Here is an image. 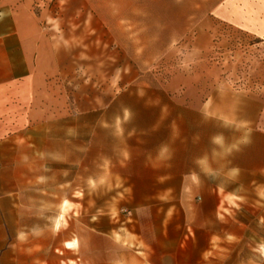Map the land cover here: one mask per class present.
<instances>
[{"label": "rangeland", "instance_id": "obj_1", "mask_svg": "<svg viewBox=\"0 0 264 264\" xmlns=\"http://www.w3.org/2000/svg\"><path fill=\"white\" fill-rule=\"evenodd\" d=\"M30 5L78 62H60L69 117L0 132V264H141L124 225L184 223L199 198L151 177L181 140L207 139L188 109L216 87L253 99V132H214L232 168L218 216L237 237L216 263L264 264V0Z\"/></svg>", "mask_w": 264, "mask_h": 264}, {"label": "crops", "instance_id": "obj_2", "mask_svg": "<svg viewBox=\"0 0 264 264\" xmlns=\"http://www.w3.org/2000/svg\"><path fill=\"white\" fill-rule=\"evenodd\" d=\"M32 1L0 0V132L6 127L45 129L71 115L62 91L60 62H78L76 52L70 49L68 57L64 56L48 27L32 12ZM85 53L84 62H93L92 53ZM227 100L230 103L226 105ZM252 105V97L216 87L195 109H188L199 125L205 126L207 139L187 144L181 140L180 153L174 158L173 150L168 152L163 173L151 180L168 182L165 190L170 195L199 199L185 201L183 224L124 225L125 243L142 246L133 254L141 264H218L229 258L222 251H229L237 237L231 224L227 229L220 224L219 182L232 168L224 167L229 162L222 165L214 132L222 124L253 132ZM261 164L257 170L264 172ZM226 179L236 178L227 175ZM72 244L68 243V248H73Z\"/></svg>", "mask_w": 264, "mask_h": 264}]
</instances>
